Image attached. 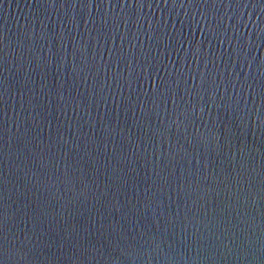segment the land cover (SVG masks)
<instances>
[{"label":"water","instance_id":"water-1","mask_svg":"<svg viewBox=\"0 0 264 264\" xmlns=\"http://www.w3.org/2000/svg\"><path fill=\"white\" fill-rule=\"evenodd\" d=\"M0 264H264V0H0Z\"/></svg>","mask_w":264,"mask_h":264}]
</instances>
